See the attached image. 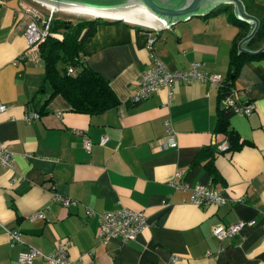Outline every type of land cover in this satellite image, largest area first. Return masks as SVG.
<instances>
[{
    "label": "crops",
    "instance_id": "0c3cea01",
    "mask_svg": "<svg viewBox=\"0 0 264 264\" xmlns=\"http://www.w3.org/2000/svg\"><path fill=\"white\" fill-rule=\"evenodd\" d=\"M37 5L0 0V102L7 105L0 112V141L13 158L12 167L0 163V264H19L18 253L29 247L47 254L65 237L70 264H264V58L244 60L234 76L230 62L249 30L225 10L161 30L136 29L122 20L99 24L81 52L120 104L88 115L72 111L59 94L48 98L38 46L28 48L25 38V7ZM154 60L172 70L201 62L207 73L233 77L236 102L255 104L248 115H229L241 145L216 153L218 178L192 161L205 146L227 144L217 129L220 83L176 81L171 95L161 87L131 103L140 75ZM30 112L38 116L26 120ZM169 131L175 147L162 145ZM83 136L92 143L89 150ZM174 180L186 187L176 188ZM197 184L222 190L228 201L191 202ZM55 193L77 203L64 206ZM122 207L143 210L147 226L130 241H100L98 214ZM37 211L44 217L30 220ZM238 221L254 223L222 240L213 235L214 226ZM14 228L21 242L11 245L8 229ZM28 264L48 263L40 256Z\"/></svg>",
    "mask_w": 264,
    "mask_h": 264
},
{
    "label": "trees",
    "instance_id": "16d2710c",
    "mask_svg": "<svg viewBox=\"0 0 264 264\" xmlns=\"http://www.w3.org/2000/svg\"><path fill=\"white\" fill-rule=\"evenodd\" d=\"M243 3L246 12L256 16L259 21L254 35L246 42L247 48L254 51L264 45V5L255 2V0H245ZM232 8L233 6L230 4H222L205 16L221 10L229 11L231 21L244 27L248 32L249 23L237 17ZM109 22L101 18L79 19L74 22L54 14L49 35L38 45L39 54L44 64V78L51 88L48 98L59 94L66 100L72 111L88 115L103 113L120 104L109 81L89 66L81 52L83 42L94 34L97 26ZM233 50L234 53L230 61L233 76L244 60L264 58V51L248 53L238 52L236 48ZM231 78L233 79V77ZM230 79L221 80L218 88L217 129L225 135L227 147L217 150L213 146H205L192 161V165L203 163L214 179L219 176L214 167L216 153L219 150H234L241 145L239 135L230 128L228 122L232 107L224 102L226 97H234L235 94L231 86L232 79Z\"/></svg>",
    "mask_w": 264,
    "mask_h": 264
},
{
    "label": "built area",
    "instance_id": "2783aa9c",
    "mask_svg": "<svg viewBox=\"0 0 264 264\" xmlns=\"http://www.w3.org/2000/svg\"><path fill=\"white\" fill-rule=\"evenodd\" d=\"M47 10L43 14L37 7H25L26 14L29 16L25 30V38L28 48L37 47L48 35L50 31L51 21L54 16V11ZM150 42L152 40H149ZM71 71V69H70ZM222 78L217 73H207L202 69V63L193 61L186 69H169L160 60H154L152 65L144 71L138 80L136 90L131 94L129 100L137 102L146 99L153 92L159 90L161 87L168 88L169 95L172 94L171 87L174 82L192 83L195 81L208 82L210 85L219 84ZM225 103L232 107V110L241 114L248 115L255 110V104L251 101L245 103H238L234 97L228 96ZM7 105L0 102V112L5 111ZM37 117L38 113L30 112L25 115L26 120ZM170 132V131H169ZM108 137L103 136L100 140L101 144H105ZM164 147H175L176 140L170 132L161 140ZM84 148L89 150L91 141L87 137H83ZM226 143L220 146V149H225ZM0 163L7 167L13 166L12 153L0 141ZM184 171L180 170L175 173L177 178L183 175ZM171 185L176 188L186 187L184 182L171 181ZM55 199L60 201L64 206L75 205L77 201L69 197H63L55 193ZM190 201L197 205L208 204H224L228 201L227 197L222 190L217 188L197 184L191 188ZM94 211L86 209V215H92ZM44 215L41 211L29 217L30 220L35 218H43ZM254 221H238L236 223L223 225L219 224L213 227L212 233L215 237L222 240L225 237L237 233L245 225H251ZM98 238L100 241L106 242L112 237H118L123 241L133 240L142 230L147 226L146 214L143 210H133L126 207L120 209L105 211L98 214ZM10 235V244L14 245L21 242V233L17 229H8ZM70 239L68 237L61 238L57 241L52 251L47 254L41 253L34 247L22 250L18 253L17 261L19 264L31 263L37 257H43L48 264H70L69 258ZM223 248L221 247L220 250ZM216 256V254H215Z\"/></svg>",
    "mask_w": 264,
    "mask_h": 264
},
{
    "label": "water",
    "instance_id": "95a60500",
    "mask_svg": "<svg viewBox=\"0 0 264 264\" xmlns=\"http://www.w3.org/2000/svg\"><path fill=\"white\" fill-rule=\"evenodd\" d=\"M36 4L62 13L86 18H101L111 23L122 20L136 29L161 30L191 17L205 15L222 4H230L237 17L250 21L249 33L238 43L241 52L259 53L243 47L258 28V19L246 12L241 0H32Z\"/></svg>",
    "mask_w": 264,
    "mask_h": 264
},
{
    "label": "rangeland",
    "instance_id": "374dc122",
    "mask_svg": "<svg viewBox=\"0 0 264 264\" xmlns=\"http://www.w3.org/2000/svg\"><path fill=\"white\" fill-rule=\"evenodd\" d=\"M35 3V2H34ZM39 7V9H43L40 5H37ZM46 8H44L45 10ZM42 12H44L42 10ZM45 12L47 13V10H45ZM54 14H56V16L58 17H61V18H64V19H70L72 21H79V19H91V18H86V17H82V16H78V15H74V14H69V13H62V12H57V11H54ZM46 15V14H45Z\"/></svg>",
    "mask_w": 264,
    "mask_h": 264
}]
</instances>
